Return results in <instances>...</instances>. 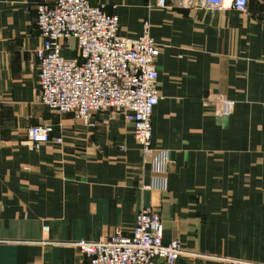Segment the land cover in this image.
<instances>
[{
	"label": "crops",
	"instance_id": "crops-1",
	"mask_svg": "<svg viewBox=\"0 0 264 264\" xmlns=\"http://www.w3.org/2000/svg\"><path fill=\"white\" fill-rule=\"evenodd\" d=\"M55 1L0 0V264H88L73 243L128 235L142 210L192 255L174 264H264V0L245 13L88 0L118 17L123 37L150 23L151 147L165 152L164 173L143 163L121 116L94 113L90 128L39 102L36 8ZM62 56L76 57L74 41ZM221 99L233 102L228 117L216 114ZM38 125L62 143L33 150L26 130Z\"/></svg>",
	"mask_w": 264,
	"mask_h": 264
},
{
	"label": "built area",
	"instance_id": "built-area-1",
	"mask_svg": "<svg viewBox=\"0 0 264 264\" xmlns=\"http://www.w3.org/2000/svg\"><path fill=\"white\" fill-rule=\"evenodd\" d=\"M187 8L211 12L234 10L245 13L248 0H187ZM163 7L164 0H157ZM36 23L42 40L35 51L38 59L39 102L56 115L73 114L82 125L93 128L94 113L121 116L131 125L144 164L164 173L170 162L164 151L151 147V116L160 100L156 86V61L159 46L150 35V23L142 24V34L127 38L119 34L118 17L107 14L104 6L88 0H56L53 5L39 4ZM74 41L76 57L66 59L62 50ZM233 102L221 99L219 117L231 114ZM51 125L27 128L31 148L61 144L52 138ZM159 152L161 159L154 157ZM155 185H141L150 190ZM73 246L88 264H174L187 253L178 240H163L160 216L140 211L130 234L115 232L98 241L79 240ZM234 264H246L233 262Z\"/></svg>",
	"mask_w": 264,
	"mask_h": 264
},
{
	"label": "trees",
	"instance_id": "trees-1",
	"mask_svg": "<svg viewBox=\"0 0 264 264\" xmlns=\"http://www.w3.org/2000/svg\"><path fill=\"white\" fill-rule=\"evenodd\" d=\"M248 4H249V0H248Z\"/></svg>",
	"mask_w": 264,
	"mask_h": 264
}]
</instances>
